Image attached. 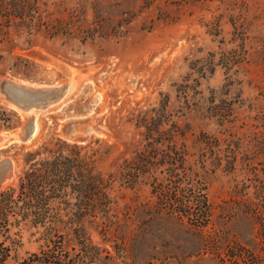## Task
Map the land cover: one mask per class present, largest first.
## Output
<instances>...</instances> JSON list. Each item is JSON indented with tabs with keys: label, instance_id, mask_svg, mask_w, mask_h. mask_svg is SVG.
<instances>
[{
	"label": "rangeland",
	"instance_id": "1",
	"mask_svg": "<svg viewBox=\"0 0 264 264\" xmlns=\"http://www.w3.org/2000/svg\"><path fill=\"white\" fill-rule=\"evenodd\" d=\"M7 82L66 91L48 104L52 95L30 97ZM200 96L233 103L221 126L199 117ZM166 98L171 142L148 148L150 177L122 185L120 167L146 143L137 122ZM33 115L31 139L0 148L17 179L0 190L55 158L96 177L105 216L98 210L77 226L81 196L69 187L52 202L71 254L79 235L102 264H264V0H0V134L20 133ZM87 125L95 130L85 134ZM201 133L217 145L195 146ZM183 150L175 165L162 157ZM172 171L181 190L203 189L212 208L205 226L171 216L161 192L176 188ZM43 231L12 227L6 264L38 251Z\"/></svg>",
	"mask_w": 264,
	"mask_h": 264
},
{
	"label": "trees",
	"instance_id": "2",
	"mask_svg": "<svg viewBox=\"0 0 264 264\" xmlns=\"http://www.w3.org/2000/svg\"><path fill=\"white\" fill-rule=\"evenodd\" d=\"M168 105L169 99L166 98L160 108L148 111V116L146 112L145 118L142 117V120L137 122L138 128H144L142 136L146 143L143 145V149L137 150L120 167L118 178L122 185L133 188L139 178L150 177L151 154L148 148L151 146L159 147L165 142H171L169 138L165 139V136L172 132L167 130L163 121ZM195 107L200 118L221 126L227 114L233 111L234 106L233 103L222 100V98L215 102V96L211 98L200 96L196 99ZM185 133L182 132L181 137ZM184 140L186 141V137ZM216 143H218L217 140H212L206 133L199 134L193 141L197 147H213L217 145ZM184 152V150L171 154L163 152L162 157L172 161L171 164L175 165L177 160L174 159V156L182 155L184 158L187 156ZM63 161L59 158L41 163L37 161L31 165L29 170L24 172L18 188L9 187L0 190V236L4 237V240L0 242V264H6L11 251L16 249V242L10 240L9 233L12 227L20 228L21 225L43 228L44 242L39 246L38 251L30 253L19 264H102L97 247L88 244L86 238L79 235L75 236V240L72 241L77 249L75 248V253L71 254L67 249V242L69 241L65 240L64 235L58 233L61 231V225H65V222L60 215L57 217L52 214L51 206L53 201L61 197L60 194L65 188L69 187L81 196L80 204L82 206L73 212V222L77 226H80L92 216V213L98 210L99 214L105 216L108 213L106 207L109 206L108 198L101 192L99 180L96 177L92 176L90 172L85 175L76 174L73 169L74 162L71 160ZM178 176L180 175L174 174L173 171L169 175V177L175 178L174 180L168 179V184L174 186L176 184V188L172 191H170L171 188L166 187L167 184L165 186L160 184L164 186L162 195L171 201L172 207L175 206V209L170 211L171 216L191 218L205 226L212 218V208L206 195L201 192L203 189L196 190L191 185L190 188L181 190V185L185 183L181 179L176 181ZM206 184V182H202L203 187H206ZM150 185L154 191L156 185ZM175 189L177 193H173ZM161 199L164 198L161 197ZM16 234L21 238L20 231ZM7 240L11 242L6 245Z\"/></svg>",
	"mask_w": 264,
	"mask_h": 264
},
{
	"label": "water",
	"instance_id": "3",
	"mask_svg": "<svg viewBox=\"0 0 264 264\" xmlns=\"http://www.w3.org/2000/svg\"><path fill=\"white\" fill-rule=\"evenodd\" d=\"M7 86L10 88H13L14 91L17 92H22L24 94H27L28 96H42V94L46 93L47 95H52V99L49 100L48 104H52L56 101H58L62 94L66 91V88H53V89H45V90H35V89H27L22 85H17L14 83L7 82ZM32 104H35L33 100H30L29 103L27 104V108L32 106ZM38 106V105H37ZM44 106V105H42ZM35 115H33L27 122V124L22 128V131L18 133V140L20 142H27L28 140L31 139V137L35 133V128H36V121H35ZM75 123L72 122L70 126H68V134L72 135L75 132ZM92 130H95L94 127L91 125H87L84 129L83 132L86 134ZM1 138L3 139L4 142H13L14 141V136L11 138L7 134H0ZM13 174V163L11 160L5 159L0 161V187L9 179L12 177Z\"/></svg>",
	"mask_w": 264,
	"mask_h": 264
},
{
	"label": "bare ground",
	"instance_id": "4",
	"mask_svg": "<svg viewBox=\"0 0 264 264\" xmlns=\"http://www.w3.org/2000/svg\"><path fill=\"white\" fill-rule=\"evenodd\" d=\"M64 100V99H63ZM62 100V101H63ZM67 100V99H66ZM65 101V100H64ZM64 103V102H63ZM21 112V111H20ZM22 114V113H21ZM39 119V118H38ZM36 124V128H35V132L37 131V129H38V127H39V123L38 122H36L35 123ZM42 127V126H41ZM40 134V133H39ZM37 136V135H36ZM35 136V137H36ZM35 139V138H34ZM17 141H19L18 140V133L17 134H14V141L13 142H17ZM4 141H3V139L1 138V135H0V148H2V147H4ZM6 146V145H5ZM15 181H17V179H16V177H15V174H14V171H13V174H12V177L11 178H9L3 185H2V187L3 188H5L6 186H11L12 184H14L15 183Z\"/></svg>",
	"mask_w": 264,
	"mask_h": 264
}]
</instances>
